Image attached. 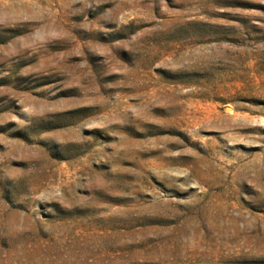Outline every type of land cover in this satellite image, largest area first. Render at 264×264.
<instances>
[{"label": "rangeland", "instance_id": "rangeland-1", "mask_svg": "<svg viewBox=\"0 0 264 264\" xmlns=\"http://www.w3.org/2000/svg\"><path fill=\"white\" fill-rule=\"evenodd\" d=\"M0 264H264V0H0Z\"/></svg>", "mask_w": 264, "mask_h": 264}]
</instances>
